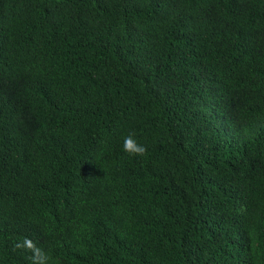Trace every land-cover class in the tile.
<instances>
[{
  "label": "trees",
  "instance_id": "16d2710c",
  "mask_svg": "<svg viewBox=\"0 0 264 264\" xmlns=\"http://www.w3.org/2000/svg\"><path fill=\"white\" fill-rule=\"evenodd\" d=\"M25 237L47 264H264V0H0V264Z\"/></svg>",
  "mask_w": 264,
  "mask_h": 264
},
{
  "label": "clouds",
  "instance_id": "9594fccd",
  "mask_svg": "<svg viewBox=\"0 0 264 264\" xmlns=\"http://www.w3.org/2000/svg\"><path fill=\"white\" fill-rule=\"evenodd\" d=\"M122 150L131 156H143L146 153L144 145L139 144L132 135L124 137ZM15 249H23L31 252L32 256L29 257L32 264H47L48 256L34 241L25 237L14 244Z\"/></svg>",
  "mask_w": 264,
  "mask_h": 264
}]
</instances>
